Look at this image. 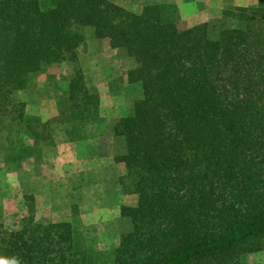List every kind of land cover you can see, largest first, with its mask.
I'll return each mask as SVG.
<instances>
[{"label":"trees","instance_id":"trees-1","mask_svg":"<svg viewBox=\"0 0 264 264\" xmlns=\"http://www.w3.org/2000/svg\"><path fill=\"white\" fill-rule=\"evenodd\" d=\"M80 28L124 50L127 83L141 87L112 128L137 196L121 208L130 229L112 264H242L264 251V0L191 28L154 4L135 14L107 0H0V117L22 118L13 97L29 75L76 62ZM63 96L67 122L98 116L80 71ZM34 216L30 203L20 228L0 233V257L73 264L71 224Z\"/></svg>","mask_w":264,"mask_h":264},{"label":"rangeland","instance_id":"rangeland-1","mask_svg":"<svg viewBox=\"0 0 264 264\" xmlns=\"http://www.w3.org/2000/svg\"><path fill=\"white\" fill-rule=\"evenodd\" d=\"M107 1L135 14L146 5L164 6L179 28L216 22L236 8L220 10L215 0ZM79 32L83 42L76 62L29 75L13 97L22 118L14 109L0 117V233L18 230L31 203L37 221L71 224L73 264H112L120 237L130 229L121 208L137 203L123 180L124 165L115 160L124 144L112 128L132 113L141 87L127 83L135 63L124 50L94 38L90 28ZM76 70L98 98V116L83 124L67 122L62 104ZM29 126L35 134L26 132ZM242 264H264V251L245 255Z\"/></svg>","mask_w":264,"mask_h":264},{"label":"crops","instance_id":"crops-1","mask_svg":"<svg viewBox=\"0 0 264 264\" xmlns=\"http://www.w3.org/2000/svg\"><path fill=\"white\" fill-rule=\"evenodd\" d=\"M258 0H215L214 4L218 5L216 8L222 9L223 7H248L256 6ZM212 7V4H209V8Z\"/></svg>","mask_w":264,"mask_h":264},{"label":"clouds","instance_id":"clouds-1","mask_svg":"<svg viewBox=\"0 0 264 264\" xmlns=\"http://www.w3.org/2000/svg\"><path fill=\"white\" fill-rule=\"evenodd\" d=\"M0 264H21V261L18 257H12V258L0 257Z\"/></svg>","mask_w":264,"mask_h":264}]
</instances>
